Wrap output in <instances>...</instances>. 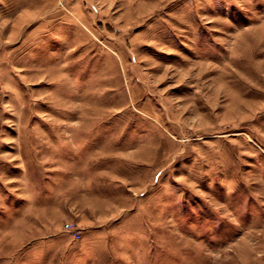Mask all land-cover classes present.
Segmentation results:
<instances>
[{
	"label": "rangeland",
	"instance_id": "rangeland-1",
	"mask_svg": "<svg viewBox=\"0 0 264 264\" xmlns=\"http://www.w3.org/2000/svg\"><path fill=\"white\" fill-rule=\"evenodd\" d=\"M0 264H264V0H0Z\"/></svg>",
	"mask_w": 264,
	"mask_h": 264
},
{
	"label": "built area",
	"instance_id": "built-area-1",
	"mask_svg": "<svg viewBox=\"0 0 264 264\" xmlns=\"http://www.w3.org/2000/svg\"><path fill=\"white\" fill-rule=\"evenodd\" d=\"M66 230L72 232L77 238L81 237V232L72 224H68Z\"/></svg>",
	"mask_w": 264,
	"mask_h": 264
}]
</instances>
